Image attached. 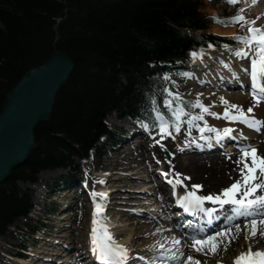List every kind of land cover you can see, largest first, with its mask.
<instances>
[{
	"label": "trees",
	"instance_id": "trees-1",
	"mask_svg": "<svg viewBox=\"0 0 264 264\" xmlns=\"http://www.w3.org/2000/svg\"><path fill=\"white\" fill-rule=\"evenodd\" d=\"M203 5L204 0H0V110L13 84L55 47L75 63L51 117L36 128V147L0 188V237L31 208L30 190L17 182L34 180L43 169L74 168V157L87 155L101 135L113 139L108 114H170L160 62L191 59L188 50L226 39L208 31L214 18ZM174 102L190 106L189 100Z\"/></svg>",
	"mask_w": 264,
	"mask_h": 264
},
{
	"label": "rangeland",
	"instance_id": "rangeland-1",
	"mask_svg": "<svg viewBox=\"0 0 264 264\" xmlns=\"http://www.w3.org/2000/svg\"><path fill=\"white\" fill-rule=\"evenodd\" d=\"M248 2H250V0H246V1L245 0H238V2L235 4L236 5L234 7L235 9L227 8L229 10H226L225 9L226 6L224 4H222V2L214 4L210 0H204V11L209 13V14L215 15L216 17L221 16L223 14H231L230 15L231 17H234L235 15H238V14H242L245 16V18L247 20H255V25H253L254 27H260L259 25H264V17H260L259 14H256V16L253 17V16H251V13L249 11H247V9L243 8L244 3L247 4ZM251 2H253V1H251ZM242 8L246 12L244 11L243 13H240V9H242ZM260 28H262V27H260ZM247 29H248V25H245L244 27H241V26L236 27V26H232V25L222 26V25H219L217 23L212 24L210 26L211 31L217 32L219 34H224V35L234 39L235 43L231 46V51L230 52L225 51V50L219 51V50H217V48H214V47H211V48L201 47L200 48L201 56L198 57V63L200 64L203 61L206 64H203V66L199 65L198 70L188 66L187 67L188 72L183 73L181 75H174L172 72H169L167 74L168 75L167 77H168V84L171 88L170 91L174 92V93H178L181 96L194 98L196 100L195 104L197 101H199L200 104H202L204 107L209 108L210 113L215 111L214 108H216L215 107L216 102L214 99L217 98V96L220 97L221 96L220 93H222L223 96H225L229 99L230 104H228L227 106L235 104L234 101H235L236 96L230 97L229 96L230 93L228 94L225 91L224 87L228 86V85L223 82L225 80V78H223V77H225L226 72L229 71L230 72L229 75L231 76L230 78H232L231 73L233 72V70H231V69L232 68H238L237 66H239V65L238 64L236 65V61L241 60V58L237 57L234 54L233 50H238L240 48H243L244 45L242 43H240L239 41H237L235 39V37L236 36H247L248 35ZM192 54L193 53H190V55H192ZM227 59L231 60L230 62L232 64V66L230 67V69L228 68ZM215 60H217V63L220 65L219 67H216L212 63V62H215ZM226 65H227V67H226ZM201 68L203 69V71L201 70ZM226 68H228V69H226ZM212 72H213V74L211 77H215L214 79H216V81H214L215 86L219 87L218 90H216V91H215L214 86H210L211 89H209L208 86H206V85L202 86L201 84H199L200 82H197V83L193 82L192 83V81H190V82L187 81V78L191 77V76H188V73L190 75H193V76H195V75L202 76V73H204V75L206 77L207 76L206 74H208V73L210 74ZM236 77H237V75L235 76V74H234L233 79H236ZM192 80H197V79L193 78ZM202 80H204V79H202ZM236 81H237V79H236ZM174 84H177V85L174 86ZM199 85H200V87H199ZM210 90L215 91V92H211ZM229 90H230V88H229ZM198 92H200L201 94ZM208 92H211V93H208ZM240 93L243 94L244 91L241 90L240 92H238L234 95H237ZM225 97H223V98H225ZM207 99H209V100H207ZM251 100H253V98H251ZM212 101H214V102H212ZM253 102H254V100H253ZM253 102L247 103V107L245 108V110H247L249 107H253V105H254ZM221 105L224 106L223 110H225V108L227 106H225L223 104V102L221 103ZM192 111L193 112H186V113H184V115L180 116V120H179L180 131L179 132H176L175 128L169 123H167V131L166 132H162L161 128L149 130V129H146L144 127V128H142V130L144 132H147V134L149 136L148 140L154 139V138H152V136L157 135V137L154 139L155 142L153 141V144H155L159 147H162L160 143L163 144V139H166L167 142H165V144L169 143L168 145H169V148L171 149V152H172V147H174V146L177 147V146L181 145L185 139L188 140L189 142L192 141L193 139L203 141L202 139H197V138H201L202 135L210 138L212 135V132L201 133L199 131L200 125L201 124H202V126L205 125L204 119L206 118L208 127H218V126H215L214 122L208 118L210 116V114L209 113H203L202 109L200 107H194L192 109ZM232 111H233V113L235 112V110H232ZM194 113H196V115ZM251 114H256L257 119L264 120V113H260L256 109V106L254 107V111ZM199 115H203V120L193 121L192 124L188 123V121L191 120L192 117L199 116ZM108 118L109 119L107 121H108L109 125L114 129L118 130L120 127H124V128H132L133 127V125H131L129 120L120 118L114 114L109 116ZM195 125H198L199 128L196 127ZM261 129H263L262 134L264 135V127H261ZM188 130L190 131V133L192 132V134H189V132H187ZM217 130L222 131L221 129H217ZM252 131H254L256 133L255 134L250 133V135H248V137L251 136V138H249V140H248V143L253 144L250 147L256 148L258 150V154H259V151L261 152V149L264 151V142H261L264 140V138L261 137L262 134L260 135L257 133L256 129L252 128ZM168 132H171V135H168L167 134ZM197 132H200V133L195 134ZM242 134H244V133L242 132L240 135H242ZM130 135L133 138H136V137H138L140 139L147 138L146 134H144V133H141V135H143L144 138L143 137L141 138V136H139L138 134H130ZM136 135H138V136H136ZM196 135H199V137ZM215 136H216V134H215ZM252 136H255L256 138H252ZM172 139L174 141H171ZM178 139H179L180 144L175 141ZM157 141L160 143H157ZM207 141L204 140L203 143L207 142ZM133 142H134L133 144L140 143L139 141H136L135 139ZM149 142H152V141H149ZM248 143H247V145H245L246 147H249ZM232 145H235V148H242V146L244 144L241 145L238 143L237 144L232 143ZM164 147H166V146H163L161 148V151H162L161 153H163ZM201 147H199V148H201ZM246 147H244V148H246ZM119 148H121V146L117 147L112 152H109L104 158H99L98 156H96L94 154L87 159L79 160L80 171L81 172L83 171V178L85 179V181L82 185L76 184L77 185L76 189L86 190V193H85L86 197H89V195H90L89 191H90V187H91L90 183L93 185H94V183H96V186H97V180L96 179L91 180V178L88 174V171L91 169L95 170V169L100 168V167L95 166L96 164H99L100 162H106L109 160L108 163L105 164V166L110 165L109 162L113 158V155H112V157L109 159L110 155L113 154L115 151L119 152ZM192 148H194V147L185 149L184 155L190 154V153H187V154L185 153L187 150L192 151L191 152V154H192L194 152L192 150ZM235 148H231L230 150L226 151V153H228L229 151H231ZM118 152H116L115 154H117ZM201 153H203V151H201ZM151 154L155 155L154 152H152ZM161 156L162 155H160L158 157L161 158ZM170 156H171V154H170ZM158 157L152 158V160H151L152 167H159V168L163 169L162 165L159 163L161 159ZM163 157L166 158L164 156V154H163ZM163 163L165 164V160L163 161ZM137 167L136 166L122 167L123 169L137 168V169H135L136 171L134 172L132 179H130L128 182L126 179L123 181V179L117 178L116 176L120 175L121 177H123L124 175L127 174V172L126 173H120L119 175H118V173H116L115 177H112V179L109 180L110 182H112L114 187L111 186L110 184H108L105 186V190H103L104 193H105V191L110 192L109 196H111V199L109 201V206H107L105 208V211L112 212V210L115 209V207H117L116 204H119L118 206H122L123 210H130L132 212L137 211L139 213L141 211L143 212V213H140L139 216H141V218H144V220L142 219L143 221H140V223L136 222L138 219V217H137V219H135L136 221L133 219L135 221V223L133 225H132V221L127 220V218L125 216H123L122 213H120V212H116L113 215L102 214L105 224H107V225L114 224L116 229H117L116 231L120 232L123 237L127 236L129 245H132L137 249L139 248V246H141V248H143L145 251H149V249H151L150 251H154L158 247L157 251L164 253V256H161L162 257L161 260L167 261L169 264H189L190 262H188V260H187V258L189 256L193 257V260L191 261L190 264H196V261H199L200 264H211L214 261H215L214 263L222 262L223 264H229L231 261L235 260L242 252H244L245 250H248L249 246H251V248L254 250L259 249L260 247H264V239H263V241H260V240L257 241V239H259L258 237L261 236L260 234H257L255 237H250L247 240L245 239L246 236H249L250 230H251V228L248 229V227L250 226L249 221H246V222H244V224L246 225V223H247L248 227L246 228L245 225H243L244 227H242V229H241V231H239V233L237 232V230H235V232H236L235 234L233 233V231H231V237H232L231 243L228 242V239H229L228 237L223 238L224 243H222L219 246V248H218L219 251L217 250L215 252V254L207 252V249H205L204 251H201V252H197L192 247V243H193L192 239L190 242H188V244L187 243L184 244V246L186 248L190 247V251L187 250L188 251L187 252L186 250H183V248H184V246H182L183 243H180L179 245L174 247L177 249V252L171 253V251L168 250V248L172 247V249H173V244H175L174 241L175 240H179V241L181 240L180 238L174 237V236L179 237V235L181 234V231H179L175 225L173 226L172 223L174 222V219L172 218V213L167 217L165 216V214H159L161 212H165V203H162V202L160 203V202L155 201L156 193L154 192V184L153 183H146V180L141 181V178H139L140 175H145L143 170L147 169L148 166H143L141 164V165H137ZM143 167H146V168L142 169ZM149 168H150V164H149ZM101 169L104 170L105 167L101 168ZM108 169H111V168H108ZM147 170H150V169H147ZM144 171H146V170H144ZM64 172H65V169H55V170H48V171L40 173L38 180L36 182H34V184H33L34 186L31 187L34 190L33 200L35 201V211L29 219H26V218L19 219V222H17V223H19L18 230H15L13 227H11L12 230H15L14 232H16V237H14L12 234H9L7 237L0 240V264H39L38 262H40V264H51V262H52L50 260L51 257L49 259H47L45 257L44 258L40 257V259L37 257L31 258L29 253H24V252H30L29 248L31 247V245L35 239V236H33L32 232L27 231V230L23 231L20 229V227L26 229L25 226L28 222H32L34 224H38L41 222V224L39 226L42 227V234L37 235L40 242H39V245L37 246V248L35 250H32V251H34V252L40 251V253L42 255H49V256L53 255V254L51 255L50 251H53V250H51L49 245H50V241L54 238H59V239L63 240L64 243L67 245V247L65 249L64 247L61 246L62 243L59 242L60 248H58V251H60V253L64 250L67 253L68 252L71 253V251H73L76 246L80 247V243L76 242L78 236L81 238L82 244H83V240H85V239H86L87 243L90 242V240H91L90 234H91V229L93 227L92 221H93V214H94L93 210L91 212V207H87L85 209V205H84V207H82L81 209H78L76 212H74L73 214L75 215V219L72 221L74 224H70V226L68 224H69V220L74 218L73 214H71L72 215L71 218L68 216L69 214L68 215L66 214L65 217H63L61 220H60V218H58L57 220H52V219H49L47 217V213L49 211L48 207H51L52 204L54 206L58 205L56 202L53 201L54 202L53 203L50 201L51 198H53V197L56 198L57 196L53 195L51 197L52 193H50L49 196H46V194L49 193V191H48L49 186H48L47 181L49 178L60 175ZM152 174H154V173H152ZM79 175L81 176V173ZM105 175H104V177H105ZM151 177H155V176L151 175ZM193 181H192V185H196V183H194ZM121 182H123V183H121ZM89 185H90V187H89ZM120 185H126V186H120ZM23 186H26V184L23 183ZM119 186H120V191L118 189ZM166 186H167L166 189H171V190L177 189L180 192H182L183 194L186 192V190H190V188H192V186H190L189 188L184 187V186H177L174 189L173 186L169 183H167ZM111 188H113V189H111ZM74 192H77V191H74ZM47 197H49V198H47ZM82 197L83 196H80V198H78V200L81 201ZM115 198H118V202L115 201ZM98 199L99 198H97V200ZM106 199L107 198H100V201L102 200V203L105 204V202L109 200V199H107V200ZM58 200H61V198H58ZM64 201H65V198H64ZM146 212L149 214H145ZM225 212L227 213L226 210H225ZM76 213L78 215H76ZM151 214H152V216H151ZM127 215L129 216V214H127ZM80 217H84V219H81ZM155 217H158L160 221L156 220ZM163 217H166V218L164 219ZM63 220L66 222H62ZM77 222L79 225L83 224L84 227L81 230H79V228H77V230H76L77 234H73L75 232V229H76L75 226L76 227L78 226V225H76ZM141 222H145L146 225L150 227V229H148V228L146 229L145 226H142L143 223H141ZM65 224L68 226H66ZM257 225H258V228L261 225V224H259V220H257ZM171 226L173 228H171ZM71 227H74V228L71 230ZM140 228L144 229V231L140 230ZM239 228H241V227L239 226ZM59 229H61V231H60L61 235H60V237H55V234L59 233ZM172 229H174L175 231ZM225 230H219L217 232H222ZM217 232H214L208 236L215 235ZM69 234H70V236H69ZM167 234L169 237H166ZM170 234H173L174 236H172ZM52 236H53V238H52ZM67 236H69L70 238L74 237V239H76L75 240L76 243H73L74 246H72L73 244H71V239L67 238ZM47 237H49V239H48L49 244H47V241H46ZM59 239H57V240H59ZM68 239H70V241ZM131 239L133 242H130ZM61 240H59V241H61ZM123 240H125V238H123ZM41 241L42 242L45 241V242L42 243ZM135 243L138 246L134 245ZM161 245H163V247H160ZM194 250L197 252V254L193 253ZM17 251H18V253L16 254L17 255L16 256V255H14V252L16 253ZM158 252H157V254H159ZM20 253L26 254L24 256H27L28 262H26L25 260H21L22 258H24V256H21ZM43 253H45V254H43ZM56 253L54 254L55 257L57 256ZM157 254H156V252L155 253L154 252H150V253L148 252L146 254L145 258L151 259V257H150L151 255H157ZM169 254L173 255L176 260L172 259V257L166 258ZM18 255H19V257H18ZM37 256H41V255L38 254ZM72 256L74 258L79 257V256H77V253H75ZM181 257H182V262H179L178 258H181ZM61 258L69 260L66 263H69L71 260L70 255H66V256H63ZM184 258H186L187 261L183 262ZM208 259H211V260L208 261ZM59 263H62V262H59ZM52 264H55V263L52 262ZM75 264H77V263H75Z\"/></svg>",
	"mask_w": 264,
	"mask_h": 264
},
{
	"label": "snow or ice",
	"instance_id": "snow-or-ice-1",
	"mask_svg": "<svg viewBox=\"0 0 264 264\" xmlns=\"http://www.w3.org/2000/svg\"><path fill=\"white\" fill-rule=\"evenodd\" d=\"M230 4H236L238 0H227ZM255 3L256 0H253ZM245 10L240 9V13H243ZM220 23H233L240 24L241 27L248 25V35L247 36H236L235 39L244 45L243 48L238 50H233L234 54L240 58H249L251 62L250 67V77H251V87L253 90V107H249L246 111L235 104L227 106L225 111L222 114L224 119L231 121H239L242 124L247 125L249 128L256 129L259 131L261 127H264V120L257 119L254 115H249L253 113L254 107L259 105L262 100H264V28L254 27L255 20H247L244 15L238 14L234 17H231L228 21H218ZM211 47V46H210ZM227 47V46H226ZM193 57H196V53L192 54ZM227 67V65H226ZM245 71H249L245 69ZM173 100L168 101V106L171 107L172 103L175 100H179L178 94H171ZM225 105H228L227 101H222ZM195 107H200L203 113H209L210 115L217 116L221 118L219 114L210 113L209 108L204 107L200 104L199 101L194 105ZM232 110H235L233 113ZM173 115L176 117V121L173 123V127L176 132L180 131V116L184 115L183 108H180L179 111H173ZM158 119L160 117L158 116ZM203 120V115L192 117L188 121L189 124H192L193 121ZM160 128L162 132L167 131V122L161 121ZM199 128L198 125H195ZM201 133L205 131L216 133V139H223L231 135L233 129L225 128L222 130H217L213 127H208L207 125L204 128H199ZM171 135V132L167 133ZM190 134V131H189ZM203 140H209V137L201 136ZM157 143H159L157 141ZM192 143H196L195 140ZM197 147H201L199 144H196ZM183 149H181L182 151ZM240 167V179L236 180L228 187L221 190L218 194H208V195H198L197 191L202 188V185H192V190L187 191L185 195L178 198L177 203L180 204L185 211L188 212H200L208 216L209 223L211 222V217L216 208H205L204 203L211 202L214 205H219L221 209L225 205L231 206L232 215L228 216L227 219L231 221L234 218L244 217L252 219L249 221L251 224V230L249 236H246L245 239L250 237H255L257 233L261 236H264V231H260L257 225L256 217H264V194L258 195L257 192L261 189H264V156L258 154V150L253 147H246L241 149V157L236 161ZM167 178L169 173H163ZM190 179V177L181 178L180 173H174L172 178L168 179L167 182L173 186L175 189L177 186H184V180ZM103 183V181H100ZM94 199L95 211L93 214V227L91 229V245L92 250L97 255V259L101 264H127L128 261V250L125 246L120 245L115 242L112 234L108 230V226L104 223L103 212L105 205L102 202H96V197L104 198L106 193H96L91 194ZM259 224H264V219L259 220ZM245 227H248L246 223ZM237 232L240 231L239 225L236 228ZM202 231V229H201ZM231 229H226L222 232H217L215 235L206 236L201 239H197L195 236L192 237V247L197 251H204L207 249V252L215 254L219 246L224 243L223 238L228 237V242H231ZM176 245L180 244L179 240H175ZM160 247H163L161 245ZM207 254V253H206ZM161 256H164V253H161ZM140 259H144L140 257ZM175 259V257H173ZM189 262L193 260L192 256L187 258ZM196 264H200L199 261H196ZM234 264H264V250L252 251L251 246H249L246 252H242L234 261Z\"/></svg>",
	"mask_w": 264,
	"mask_h": 264
},
{
	"label": "bare ground",
	"instance_id": "bare-ground-1",
	"mask_svg": "<svg viewBox=\"0 0 264 264\" xmlns=\"http://www.w3.org/2000/svg\"><path fill=\"white\" fill-rule=\"evenodd\" d=\"M251 1H253V0H250V2H248L247 4L244 3L243 8L247 9V11H249L251 13V16H253V17H255L256 14H259L260 17H264V0H256L255 3L251 2ZM259 26L264 28V25H259ZM226 69H228V68H226ZM234 74H235V72H234ZM230 77H226V76L223 77V78H225V80L223 82L225 84H227L228 86L231 85V83H230L231 78ZM232 80H233V82L236 81V79H232ZM262 85H264V82H262ZM244 88L247 89L248 87H244ZM220 94H221L220 97L217 96V98L214 99L216 102V106H215L216 108H214L215 111H213L212 113L219 114L221 118H217V116H213V115H210L208 117L211 121L214 122V125L218 126V129L232 128L233 129L232 133L238 132L241 134L243 132L245 135H250V133L255 134L256 132L252 131V128H249L247 125L242 124L239 121H231L228 119H224L222 117V114L225 110H223L224 106H222L221 103H222V101H225L228 98L223 96L222 93H220ZM223 97H225V98H223ZM250 97L253 98V95L246 93V92H245V94L244 93L238 94L235 97V105H238L245 110V108L247 107V103L249 101H251ZM207 100H209V99H207ZM212 102H214V101H212ZM256 109L260 113H264V102H263V100L261 101V103L259 105H256ZM249 115H254L256 117V114H249ZM259 120H262V119H259ZM221 133H222V131H221ZM231 138H233V136L230 135L228 137H224L223 139L219 140V142L225 141V140H231ZM138 140L140 142L138 144H132L129 141V143L127 145H125L122 149H120L117 154L113 155V158L110 160L109 164L111 166H113V168L114 167L122 168V167H130V166L131 167H133V166L137 167V165L142 164L143 166H148L147 169H150L149 164H150V159L152 158L151 153L154 152L156 156L162 155V153H161L162 147H159V146L153 144V141L149 142V140H147V138L138 139ZM192 141L189 142L188 140L185 139L181 145H179L177 147H175V146L172 147L171 156L169 159H165V164H164L165 169L168 173H170V174L180 173L181 178L190 177V179H185L184 183L186 185H189L194 180L193 182L198 183V185H202V188L197 191V194H204V195L218 194L221 192L222 189L228 187L230 184H232L236 180L240 179V170L239 169H240L241 165H238L236 163V161L239 160L241 157L240 151H238L236 149V150H233V152H228V153L224 154L223 152H219L218 150H214V151L205 150V151H203V153H201V152H197L199 147H197L196 144L203 146V144H204L203 141L195 140L196 143H192ZM208 142L211 143L212 145L218 144L216 136L211 138ZM261 142H264V140ZM191 147H194V148H192V150L194 152L192 154L190 153L188 155H184V150L187 148H191ZM181 149H183V150L181 151ZM259 154L261 156H264V151L261 149V152L259 151ZM143 168H146V167H143ZM149 174L154 176V174H152L151 172ZM111 176H112V173L107 178L108 181L112 179ZM116 177L123 179V181L126 179L128 182L130 179H132L133 174L127 173L123 177H121L120 175L116 176ZM151 178L153 179L154 177H151ZM155 186H156V190L159 193H162L163 198H165L166 190L164 189V187L162 185H160L158 182H155ZM257 194L258 195L264 194V189L259 190L257 192ZM79 198H80V196H79ZM99 202H102V200ZM224 209L227 211V213H231V211H230L231 206H225L223 208V210ZM166 212L167 213L165 214V216H168V214H169L168 209ZM141 213H143V212L141 211ZM145 214H149V213L146 212ZM68 216L71 218L72 215L69 214ZM151 216H152V214H151ZM129 218L130 219H137V216L134 217L133 215L129 214ZM240 218H241V220L246 219L244 217H239V218H235V221L240 220ZM249 218H251V217H249ZM143 220H144V218H143ZM143 220H137L136 222L143 221ZM62 222H66V221L63 220ZM141 223H143L142 226H145L146 229L147 228L150 229V227L147 226L145 222H141ZM214 224H216L215 221H214ZM232 224L230 227L232 228V231L235 234L236 233L235 230L237 228V225L242 227V224L241 223L240 224L232 223ZM66 226H68V225H66ZM261 226H262L261 231H264V224L263 225L261 224ZM71 228L73 229L74 227H71ZM241 229H240V231H241ZM69 236H70V234H69ZM69 236H67V238H70ZM258 238L259 239H257V241H259V240L263 241L264 236H260ZM57 239L58 238L52 239L50 241L49 246H50L51 250H53V251H50L51 255L53 254L50 257H53L54 254L58 251V248H60V244H59L60 241L59 240H61V239H59V240H57ZM70 239H71V244L77 242V243H80V247H83L81 238L79 236L77 237V240L74 239V237L70 238ZM126 239H127V236L125 237V240H122L123 241L122 244H124L125 246H126L125 243H128V239L127 240ZM75 240H76V242H75ZM60 243H62V242H60ZM47 244H49V243L47 242ZM72 246H74V244ZM176 246H177L176 244H173V248ZM183 250H189L190 251V247L183 248ZM81 251H83V248H81ZM194 252L195 251H193V253ZM45 253H43V254H45ZM77 255L79 256L78 253H77ZM166 258H170V257L167 256ZM21 260H24V259L22 258ZM38 263L40 264V262H38Z\"/></svg>",
	"mask_w": 264,
	"mask_h": 264
},
{
	"label": "water",
	"instance_id": "water-1",
	"mask_svg": "<svg viewBox=\"0 0 264 264\" xmlns=\"http://www.w3.org/2000/svg\"><path fill=\"white\" fill-rule=\"evenodd\" d=\"M74 66L73 59L55 47L44 63L28 68L10 88L0 110V186L36 147V128L51 117Z\"/></svg>",
	"mask_w": 264,
	"mask_h": 264
}]
</instances>
